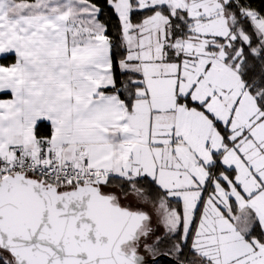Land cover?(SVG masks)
<instances>
[{"label": "snow or ice", "instance_id": "1", "mask_svg": "<svg viewBox=\"0 0 264 264\" xmlns=\"http://www.w3.org/2000/svg\"><path fill=\"white\" fill-rule=\"evenodd\" d=\"M0 264H264V0H0Z\"/></svg>", "mask_w": 264, "mask_h": 264}]
</instances>
